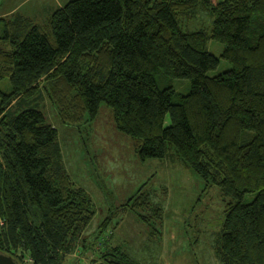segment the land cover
I'll return each mask as SVG.
<instances>
[{
    "label": "trees",
    "instance_id": "1",
    "mask_svg": "<svg viewBox=\"0 0 264 264\" xmlns=\"http://www.w3.org/2000/svg\"><path fill=\"white\" fill-rule=\"evenodd\" d=\"M199 11L215 17L211 33L183 28ZM2 24L0 80L12 90L0 89V251L17 264H64L95 216L93 198L66 169L58 129L36 108L45 93L80 132L105 102L142 159L165 158L174 145L207 189L232 198L216 239L219 263L264 264V0H70L42 22L16 12ZM211 39L230 63L214 76ZM167 77L191 81L177 103ZM26 100L34 103L17 112ZM147 185L118 205L100 185L114 215L97 225L98 243L121 207L163 235L165 211ZM248 193L256 194L249 202ZM113 237L92 247L93 264H143Z\"/></svg>",
    "mask_w": 264,
    "mask_h": 264
},
{
    "label": "rangeland",
    "instance_id": "2",
    "mask_svg": "<svg viewBox=\"0 0 264 264\" xmlns=\"http://www.w3.org/2000/svg\"><path fill=\"white\" fill-rule=\"evenodd\" d=\"M60 1L65 4L70 0ZM58 3L56 0H0V16L11 17L21 12L42 22L62 5ZM214 20L212 14L199 11L194 17L187 18L182 26L185 30L188 26L190 30L205 28L211 33ZM0 45L4 46L1 40ZM208 50L220 59L219 66L208 72L209 76L230 68V63L222 57L224 44L211 39ZM156 78L161 82V77L157 75ZM167 80L176 90L173 97L176 103L190 91L189 79L167 77ZM0 89L10 94L12 87L8 77L0 80ZM2 101L0 93V105ZM40 101L41 106L36 105V108L46 112L60 133L66 169L74 183L84 188L95 203V216L64 264H93L98 256L92 247L98 245L96 249H101L111 233L114 245L122 246L143 264H192L197 259L202 264H220L215 244L225 216L224 210L232 198L224 195L220 188L207 189L194 172L186 170L176 157L174 145H168V156L165 158L142 159L135 151L134 139L116 128L113 109L105 102L100 104L97 118L80 132L78 126H67L60 121L45 93ZM27 102L22 101L17 112L34 103ZM145 182L152 192L153 201L164 208L163 235L157 238L151 236L147 224L121 207L116 209L119 223L99 238L101 242L98 243L94 236L97 225L109 214L114 215L100 185L104 184L105 189L110 190L107 195L113 196V203L118 205L134 196L137 188ZM255 195L248 193L244 200L249 202ZM24 260L31 261L28 256Z\"/></svg>",
    "mask_w": 264,
    "mask_h": 264
},
{
    "label": "water",
    "instance_id": "3",
    "mask_svg": "<svg viewBox=\"0 0 264 264\" xmlns=\"http://www.w3.org/2000/svg\"><path fill=\"white\" fill-rule=\"evenodd\" d=\"M0 264H17V261L11 255L0 251Z\"/></svg>",
    "mask_w": 264,
    "mask_h": 264
},
{
    "label": "built area",
    "instance_id": "4",
    "mask_svg": "<svg viewBox=\"0 0 264 264\" xmlns=\"http://www.w3.org/2000/svg\"><path fill=\"white\" fill-rule=\"evenodd\" d=\"M4 224V218L2 217V215L0 214V227ZM1 229V228H0Z\"/></svg>",
    "mask_w": 264,
    "mask_h": 264
},
{
    "label": "crops",
    "instance_id": "5",
    "mask_svg": "<svg viewBox=\"0 0 264 264\" xmlns=\"http://www.w3.org/2000/svg\"><path fill=\"white\" fill-rule=\"evenodd\" d=\"M56 2H59L58 4H61L62 2L60 1V0H56ZM62 5H63V3H62ZM62 5H60V6H62ZM183 167H184V165H182ZM185 168V167H184ZM186 170H188L187 168H185ZM189 171V170H188Z\"/></svg>",
    "mask_w": 264,
    "mask_h": 264
}]
</instances>
